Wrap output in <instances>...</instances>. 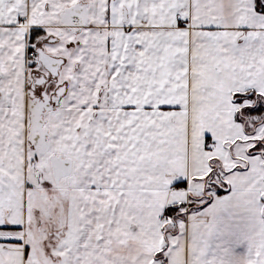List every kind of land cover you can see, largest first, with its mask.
Masks as SVG:
<instances>
[{
    "label": "snow or ice",
    "instance_id": "obj_1",
    "mask_svg": "<svg viewBox=\"0 0 264 264\" xmlns=\"http://www.w3.org/2000/svg\"><path fill=\"white\" fill-rule=\"evenodd\" d=\"M0 264H264V0H0Z\"/></svg>",
    "mask_w": 264,
    "mask_h": 264
}]
</instances>
